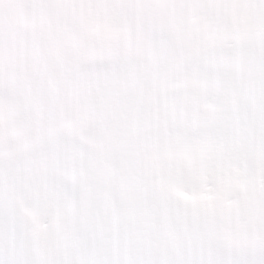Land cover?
<instances>
[{
	"label": "clouds",
	"instance_id": "9594fccd",
	"mask_svg": "<svg viewBox=\"0 0 264 264\" xmlns=\"http://www.w3.org/2000/svg\"><path fill=\"white\" fill-rule=\"evenodd\" d=\"M0 264H264V0H0Z\"/></svg>",
	"mask_w": 264,
	"mask_h": 264
}]
</instances>
